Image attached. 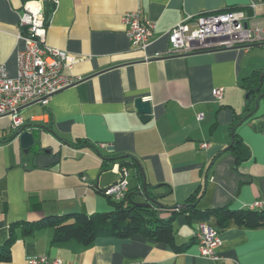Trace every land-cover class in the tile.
Wrapping results in <instances>:
<instances>
[{"label":"crops","instance_id":"obj_1","mask_svg":"<svg viewBox=\"0 0 264 264\" xmlns=\"http://www.w3.org/2000/svg\"><path fill=\"white\" fill-rule=\"evenodd\" d=\"M24 3L0 0V62L10 77L16 76L17 53L24 47L19 37ZM53 4L45 43L74 60L64 72L75 83L46 104L22 109L23 126L43 128L33 131L35 144L27 153L13 138L10 119L0 117V245L10 233L14 237L11 260L1 264H27L36 256L57 258L61 264H264V226L247 228L231 220L220 228L214 215L191 221L186 214L175 216V244L187 247L182 251L141 235L100 237L87 248L75 241L52 243L51 228L23 235V225L48 216L110 211L101 192L123 178L122 170L133 203H148L138 194L144 181L149 196H159L157 202L166 208L185 204L202 186L198 211L245 210L264 201V96L246 110L241 86L254 72L264 73V43L248 50L154 57L169 48L167 34L182 19L238 9L251 18L250 24L264 23V0ZM136 10L153 25L145 50L130 43L122 21ZM220 87L223 98L216 103L211 92ZM139 98L151 104L144 123L134 108ZM234 135L248 150L240 162L229 150ZM119 156L128 164L124 168ZM132 159L139 169L129 164ZM159 216L166 219L169 213L161 210ZM200 221L219 233L217 261L199 255L194 232Z\"/></svg>","mask_w":264,"mask_h":264},{"label":"built area","instance_id":"obj_2","mask_svg":"<svg viewBox=\"0 0 264 264\" xmlns=\"http://www.w3.org/2000/svg\"><path fill=\"white\" fill-rule=\"evenodd\" d=\"M56 3V0H51ZM256 5H252L254 8ZM251 18L242 10L227 12L200 13L188 16L175 24L168 32L169 48L154 57L187 55L228 49L248 50L252 45L264 43V23L250 24ZM122 21L130 43L145 50L151 43L153 25L145 21L140 10L127 12ZM19 27L24 34L19 37L24 47L17 53V73L10 77L6 67L0 62V117H7L11 127L16 130L23 126L22 109L30 104H46L55 93L75 83L65 74L74 60L64 50L52 48L45 43L46 25L40 0L24 3L19 16ZM223 88H215L211 95L214 102L223 98ZM202 114L197 115L200 119ZM201 147H206L202 144ZM123 178L107 187L103 195L114 200H122L127 194V173ZM249 210L264 211V201L256 200L249 204ZM194 238L198 244L199 255L217 261L220 245L218 231L200 221L196 225ZM27 264H61L60 259L47 256L30 258Z\"/></svg>","mask_w":264,"mask_h":264},{"label":"trees","instance_id":"obj_3","mask_svg":"<svg viewBox=\"0 0 264 264\" xmlns=\"http://www.w3.org/2000/svg\"><path fill=\"white\" fill-rule=\"evenodd\" d=\"M23 1L28 2L30 0ZM46 1L49 5L42 4L45 25H47L54 7L51 0ZM22 31L24 34V28H22ZM241 86L248 95L246 110H249L256 97L262 98L264 96V73L260 76V73L254 72L250 77L243 79ZM229 150L236 157L237 162L248 157V150L235 135ZM122 158L121 156L118 157L119 160ZM124 163V160L120 161L121 168L128 165ZM129 164L138 166L139 169L136 160L132 159ZM203 193L204 187L202 186L186 200L185 204L172 208L163 206L138 207L131 202L128 193L124 199L118 201L107 197L110 206L108 212L90 215L72 213L62 216H48L35 224L23 225L22 233L23 235H32L43 228H51L53 230L52 243L75 241L83 248L90 247L100 237L125 239L134 235H141L153 242L169 245L175 251H182L187 247L183 248L176 245L174 238L173 221L177 214H186L190 221L194 219L207 220L209 216L214 215L220 228H224L231 220L237 225L247 228L264 226V211L232 210L227 207L206 211L196 210V203ZM101 194L103 195V192ZM158 197L154 196L155 199ZM161 210H167L169 217L166 219L160 218ZM13 242L14 237L10 233L5 244L0 245V264L11 260L10 246Z\"/></svg>","mask_w":264,"mask_h":264},{"label":"water","instance_id":"obj_4","mask_svg":"<svg viewBox=\"0 0 264 264\" xmlns=\"http://www.w3.org/2000/svg\"><path fill=\"white\" fill-rule=\"evenodd\" d=\"M259 44H255L252 45L251 47H255L258 46ZM246 98H248V95L245 96ZM36 102L30 104L33 105ZM257 105V103H256ZM134 108L135 111L140 115L139 119L141 122H146L149 120L150 115H151V104L149 102H143L140 98L136 99L134 102ZM43 129L42 127H39L37 125H28V126H21L19 129H16L13 135V138H17L20 144V148L22 149V151L24 153H27L29 148L32 147L35 144V131H39ZM34 131V132H33ZM142 172V171H141ZM122 174V172H121ZM123 175V174H122ZM143 176V174H142ZM143 180H144V176H143ZM139 195L142 194L147 200L148 203H132L138 207H144V208H149L152 206H161L157 200L153 197H150L148 192H147V188H146V184L145 181L143 183V187H142V191L138 193Z\"/></svg>","mask_w":264,"mask_h":264},{"label":"rangeland","instance_id":"obj_5","mask_svg":"<svg viewBox=\"0 0 264 264\" xmlns=\"http://www.w3.org/2000/svg\"><path fill=\"white\" fill-rule=\"evenodd\" d=\"M245 96H246V95H245ZM24 110H25V109H24ZM24 110H22V111H21V113H23V112H24Z\"/></svg>","mask_w":264,"mask_h":264}]
</instances>
